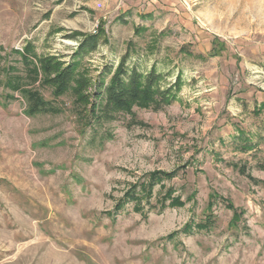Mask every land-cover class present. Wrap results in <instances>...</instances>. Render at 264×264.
<instances>
[{
	"label": "rangeland",
	"instance_id": "1",
	"mask_svg": "<svg viewBox=\"0 0 264 264\" xmlns=\"http://www.w3.org/2000/svg\"><path fill=\"white\" fill-rule=\"evenodd\" d=\"M99 25L105 40L83 56L91 80L125 58L179 77L177 98L134 108L143 124L113 122L101 148L68 109L27 117L18 94L0 105V264H264V0H0V75L20 66L15 49L68 59L70 35ZM238 131L251 148H238ZM155 170L176 175L140 210L115 211ZM168 188L182 204L160 209ZM221 199L241 212L235 226ZM208 212L212 228L184 229Z\"/></svg>",
	"mask_w": 264,
	"mask_h": 264
},
{
	"label": "trees",
	"instance_id": "2",
	"mask_svg": "<svg viewBox=\"0 0 264 264\" xmlns=\"http://www.w3.org/2000/svg\"><path fill=\"white\" fill-rule=\"evenodd\" d=\"M103 34V35H102ZM71 37H78L76 48L63 59V55L37 54L30 43L21 50L15 49L19 55L20 66L6 64L1 69L0 86L3 87V102L6 105L18 94L23 100V114L27 117L38 115H57L68 109L79 135L88 146L101 148L106 141L113 138L111 124L123 120L127 127L143 124L136 119L134 108L161 110L176 100L181 88L180 78L174 82H166L165 74L150 68L140 71L136 66H128L125 58H121L114 67L105 65L102 75L108 79L91 80L83 65V56L93 51L104 41V33L99 25L98 32L82 33L76 31ZM103 37V39H102ZM43 90L48 91L45 97ZM64 97H68L67 106ZM264 109V101L259 108ZM238 148L247 150L252 147L244 132L238 131L234 137ZM256 168L264 171V161H257ZM241 173L244 169L237 167ZM176 171L155 170L147 173L141 180L130 185L121 199L116 202L114 209L119 211L127 202H133V207L140 210V203L145 197L148 201L152 196L155 184H162L164 179H171ZM251 178L250 175H247ZM159 208L182 204L180 196L173 195L171 188L165 189L158 200ZM224 207L232 211L231 226H235L241 217V212L229 201L221 199ZM168 202V203H166ZM167 204V205H166ZM211 207L212 202L208 203ZM154 208L156 205H148ZM215 224L213 214L208 212L204 217L184 229L197 231L208 230Z\"/></svg>",
	"mask_w": 264,
	"mask_h": 264
}]
</instances>
